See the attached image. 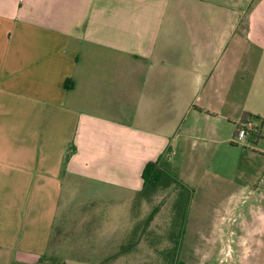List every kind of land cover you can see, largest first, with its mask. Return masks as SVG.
Masks as SVG:
<instances>
[{"label":"crops","instance_id":"crops-1","mask_svg":"<svg viewBox=\"0 0 264 264\" xmlns=\"http://www.w3.org/2000/svg\"><path fill=\"white\" fill-rule=\"evenodd\" d=\"M247 116L264 121V0H0V264H153L136 252L180 236L173 207L161 244L145 221L158 160L185 186L242 165L245 242L226 249L264 264V122L237 142ZM69 228L81 246L60 250L103 259L41 262Z\"/></svg>","mask_w":264,"mask_h":264},{"label":"rangeland","instance_id":"rangeland-1","mask_svg":"<svg viewBox=\"0 0 264 264\" xmlns=\"http://www.w3.org/2000/svg\"><path fill=\"white\" fill-rule=\"evenodd\" d=\"M256 124L259 128L262 127L261 122L257 120ZM258 149L261 153L264 151L263 147L259 146ZM242 169V165L236 171L234 168L225 169L217 163H212L202 167L197 185L187 186L189 190H185L181 184L176 182L167 188L160 185L147 191L144 196H161L157 203H150V206H158L157 211L163 212L162 215L154 222L153 217L158 212L153 214L152 209H148V213L144 214L147 217L145 221L147 220V223L149 222L150 226L152 225L154 228L153 239L158 238L160 244L162 243V236L156 235V232L164 224L167 207L178 210L179 220L176 221L180 224L178 226L180 236H176L179 240L172 243V249L165 248L163 250L162 248L165 246L154 244L153 251L138 250L136 252L138 258L147 256L151 258L148 263L153 264H231L232 255H242L240 250L239 252L233 250L231 254L230 247L226 249V245H230L233 239L236 241V235L242 228L245 204H242L239 197L231 199L232 194L240 193L244 186L245 178ZM150 216H152V220H150ZM233 229L234 234H230V230ZM74 230V228H69L68 234L55 237L50 256L59 262H63L65 259L68 262L70 261L69 257H82V255L101 259V256L88 250L66 252L59 249L61 244L70 248L81 246L79 243L81 240L77 234H74ZM236 230H238L237 234ZM239 236L236 243L239 244L238 248L245 242L243 234ZM167 237L164 236L165 239ZM75 238L76 242L73 241ZM64 242H68V245ZM166 243H168L167 240ZM235 247L236 245H234ZM157 248L161 250H157ZM113 259V256L108 257L103 262L110 263Z\"/></svg>","mask_w":264,"mask_h":264},{"label":"trees","instance_id":"trees-1","mask_svg":"<svg viewBox=\"0 0 264 264\" xmlns=\"http://www.w3.org/2000/svg\"><path fill=\"white\" fill-rule=\"evenodd\" d=\"M259 121L261 122L262 127H255L253 131L251 132L250 136L254 140L258 141L263 139L262 134V128H263V120L258 116H247L243 119V121L238 125L237 133L235 136V139L239 133V131L243 128L245 124H247L248 121ZM69 157V156H68ZM67 157V159H68ZM143 179L145 182V188L142 193V195H145L147 191H150V189H154L158 186H163L165 188L169 187L173 183H179L181 184L184 189L189 190L187 186L182 184L177 177L166 167H164L160 160L156 162H149L144 171H143ZM177 252V251H176ZM41 262H51V263H60L59 261H55V258L45 255L41 258Z\"/></svg>","mask_w":264,"mask_h":264},{"label":"built area","instance_id":"built-area-1","mask_svg":"<svg viewBox=\"0 0 264 264\" xmlns=\"http://www.w3.org/2000/svg\"><path fill=\"white\" fill-rule=\"evenodd\" d=\"M254 128L255 125L253 124V121H248L247 124H245L243 128L239 131L235 141L241 142L247 139Z\"/></svg>","mask_w":264,"mask_h":264}]
</instances>
